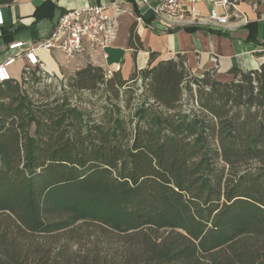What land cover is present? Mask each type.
Returning <instances> with one entry per match:
<instances>
[{
    "label": "trees",
    "instance_id": "obj_1",
    "mask_svg": "<svg viewBox=\"0 0 264 264\" xmlns=\"http://www.w3.org/2000/svg\"><path fill=\"white\" fill-rule=\"evenodd\" d=\"M157 54L128 78L89 63L0 83V264H264V63L221 81ZM45 78L53 96L26 87ZM87 228L121 248L73 250Z\"/></svg>",
    "mask_w": 264,
    "mask_h": 264
},
{
    "label": "crops",
    "instance_id": "obj_2",
    "mask_svg": "<svg viewBox=\"0 0 264 264\" xmlns=\"http://www.w3.org/2000/svg\"><path fill=\"white\" fill-rule=\"evenodd\" d=\"M213 1L200 0L198 11L208 14ZM229 2L228 7L218 8L221 14L229 15V23L222 27L224 32L219 33L206 29L208 25L188 31L180 28L184 25H172L160 19L148 22L149 14L139 21L137 16L144 9L137 0H16L10 5H0L4 16V24L0 26V62L7 56L8 45L12 42L25 40L38 47L40 42L51 38L67 9L117 3L123 10L118 16L115 17L112 8L106 11L107 16L116 18L117 22L116 35L106 49L86 51L68 59L58 47H38L36 52L41 62L38 67L51 76L63 77L90 63L101 66L107 73L120 71L128 78L135 67H147L149 52L156 51L155 62L177 54L185 55L187 65L195 74L215 70L218 80L229 81L233 77L229 73L232 67L246 71L264 63V0ZM134 23L144 46L137 52L128 45L129 31ZM24 62L23 58H18L10 66L12 79L21 81Z\"/></svg>",
    "mask_w": 264,
    "mask_h": 264
},
{
    "label": "built area",
    "instance_id": "obj_3",
    "mask_svg": "<svg viewBox=\"0 0 264 264\" xmlns=\"http://www.w3.org/2000/svg\"><path fill=\"white\" fill-rule=\"evenodd\" d=\"M142 11L137 20L141 21L149 14L155 19H160L169 24L184 26L208 25L222 28L229 23V15L218 11L220 6L228 7L229 0H214L208 14H201L197 5L200 0H137ZM112 8L115 17L123 10L117 3L111 5L88 4L78 8L64 11L55 26L51 38L40 42L38 47L62 49L66 58L86 51L104 50L116 35V18L109 17L106 11ZM4 24L3 11L0 7V26ZM38 47L32 46L25 40H17L8 45L7 56L0 62V83L12 79L10 66L16 59L23 58V69L40 66V58L36 52ZM215 60V59H213Z\"/></svg>",
    "mask_w": 264,
    "mask_h": 264
},
{
    "label": "rangeland",
    "instance_id": "obj_4",
    "mask_svg": "<svg viewBox=\"0 0 264 264\" xmlns=\"http://www.w3.org/2000/svg\"><path fill=\"white\" fill-rule=\"evenodd\" d=\"M62 78H64V76L59 77V80H62ZM26 87L29 88L30 92L36 91V93L39 92V94L43 96H46L48 94L53 96L55 92H58L60 90L59 82L54 83L47 78L43 79L37 84H27ZM39 94L38 96H40ZM78 98H83L81 99V102H83L89 113L92 112L93 108L100 109L103 100L99 96L97 97L91 95L88 91L79 93L78 95H76L74 100H79ZM122 104L124 105V102H122ZM125 111L126 113L129 112L128 109H125ZM133 125L134 123L132 124V126ZM84 235L85 237L82 238V242L80 245H73V250L80 248L82 251H89L90 253L94 251L109 253L117 248H121L122 246L120 237L112 233H106L105 235L101 236L102 234L99 235L93 228H87L84 230ZM36 242H44V239L37 237ZM64 242V239L60 240L57 246H59L60 243L63 244ZM114 252H116V250Z\"/></svg>",
    "mask_w": 264,
    "mask_h": 264
}]
</instances>
